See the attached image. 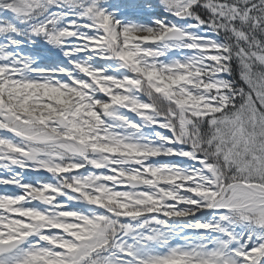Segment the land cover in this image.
I'll list each match as a JSON object with an SVG mask.
<instances>
[{
	"label": "snow or ice",
	"instance_id": "1",
	"mask_svg": "<svg viewBox=\"0 0 264 264\" xmlns=\"http://www.w3.org/2000/svg\"><path fill=\"white\" fill-rule=\"evenodd\" d=\"M0 264H264V0H0Z\"/></svg>",
	"mask_w": 264,
	"mask_h": 264
}]
</instances>
